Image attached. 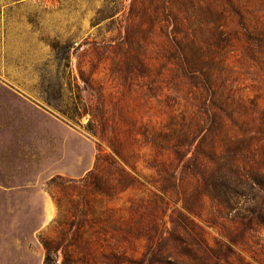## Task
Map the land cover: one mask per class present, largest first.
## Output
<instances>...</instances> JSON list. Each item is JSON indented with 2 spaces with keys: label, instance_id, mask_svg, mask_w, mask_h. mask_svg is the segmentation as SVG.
<instances>
[{
  "label": "trees",
  "instance_id": "16d2710c",
  "mask_svg": "<svg viewBox=\"0 0 264 264\" xmlns=\"http://www.w3.org/2000/svg\"><path fill=\"white\" fill-rule=\"evenodd\" d=\"M120 2L94 21L121 12L104 46L110 83L72 109L108 153L80 180L49 182L56 216L40 237L44 264L158 263L169 241L190 264L192 246L240 264L234 241L210 245L191 218L220 226L202 219L208 201L230 224L264 232V0ZM133 190L141 197L113 204ZM170 202L179 216L168 229Z\"/></svg>",
  "mask_w": 264,
  "mask_h": 264
},
{
  "label": "rangeland",
  "instance_id": "374dc122",
  "mask_svg": "<svg viewBox=\"0 0 264 264\" xmlns=\"http://www.w3.org/2000/svg\"><path fill=\"white\" fill-rule=\"evenodd\" d=\"M125 4L0 0V264H44L40 237L56 216L49 182L58 177L80 180L94 170L99 153H108L87 133L89 117H74L72 109L76 97L81 105H93L100 84L110 83L106 59L111 50L104 46L115 44L121 12L113 20L94 21L99 10L121 11ZM137 197L138 190L127 191L113 204ZM169 205L164 218L168 229L179 216ZM201 213L202 219L215 217L220 222L210 226L191 218L210 245L225 244L229 238L235 243L232 259L264 264V232L230 224L225 211L208 201ZM164 245L169 246L152 264H190L181 256L179 242ZM192 247L197 264L217 263ZM225 254L216 249L214 255L223 259Z\"/></svg>",
  "mask_w": 264,
  "mask_h": 264
}]
</instances>
